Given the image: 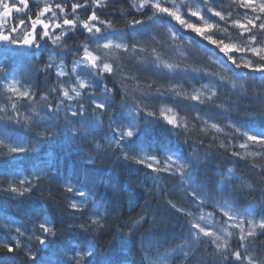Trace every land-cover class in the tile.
<instances>
[{
  "label": "snow or ice",
  "instance_id": "snow-or-ice-1",
  "mask_svg": "<svg viewBox=\"0 0 264 264\" xmlns=\"http://www.w3.org/2000/svg\"><path fill=\"white\" fill-rule=\"evenodd\" d=\"M157 14L215 46L242 78ZM230 28L239 43L216 38ZM194 50L218 70L190 62ZM192 74L210 79L196 88ZM176 100L195 108L184 105L202 121L203 136L184 134L185 117L166 107L182 105ZM199 105L223 114L202 116ZM234 115L261 120L260 131ZM150 118L182 136L191 158L130 150L129 138ZM220 122L230 131L217 143L208 130L224 132ZM73 151L89 167L105 157L112 166L142 165L151 184L128 177L129 186L162 195L185 237L161 244L148 234L169 226L164 215L141 206L125 218L71 179L57 182L52 169ZM0 177V201L34 197L61 216L60 223L42 212L29 220L0 209V264H132L129 252L140 256L137 264H188L193 256V264H264V0H0ZM169 180L181 202L168 199ZM108 232L122 242L101 253Z\"/></svg>",
  "mask_w": 264,
  "mask_h": 264
},
{
  "label": "trees",
  "instance_id": "trees-1",
  "mask_svg": "<svg viewBox=\"0 0 264 264\" xmlns=\"http://www.w3.org/2000/svg\"><path fill=\"white\" fill-rule=\"evenodd\" d=\"M176 2L179 3V0H176ZM195 2L202 3V0H195ZM212 2L214 4H220L223 0H212ZM208 15L211 19H218L212 17L210 13H208ZM154 19H158L161 24L172 27L175 31L179 30V32L182 33L181 38L185 39V42L191 40L197 48L203 49L207 54L213 55L215 58L225 63L236 78H242V72L244 70L236 69L231 65L215 46L203 40L195 33L183 29L166 15L157 14ZM195 20L196 18H193V22H195ZM223 26L224 25H222V27ZM216 38L224 39L226 42L239 43L235 30H232L231 28L229 33L218 32ZM190 62H194L198 66H208L212 71L218 70L217 66L206 65V62L203 60L198 50L193 51ZM250 75H255V77L260 76L259 73ZM192 78L196 88H200L201 83H207L209 81L206 80L207 76H204L203 74H192ZM185 87L188 86L185 85ZM188 90L191 91L192 89L188 87ZM201 90L204 91V89ZM174 102L182 105L177 106L168 103L166 107L173 108L174 113H178L180 116L185 117L188 124V131L184 134L190 135L193 138L203 136L204 134L200 131V128L204 126L202 121H194V112L189 111L195 110V108L187 101L176 100ZM184 105L187 106L189 110H187ZM160 106L161 105H157V107ZM196 107L202 112V116L207 114L210 116H220L223 114L221 109L214 106L199 105ZM171 114L172 113H170V115ZM232 118L239 121L241 126L251 127L253 131H260L259 127H261L262 122L259 119L250 121L247 117L235 115ZM243 119H246L247 121L243 122ZM248 121L249 123L246 125ZM211 122L213 121L210 120L209 123ZM220 124L221 127L225 128L224 132L218 133L213 129L208 130V138L210 139L212 136H216L218 138L217 143L219 140L226 141V133L230 131L225 127L223 122H220ZM177 131L183 132V129H177ZM182 140L183 137L177 136L175 130H171V126L167 125L163 120L157 121L155 118H150L149 121L140 126L137 134L133 138H129L127 143L130 150L134 152L142 151L140 153L141 156L156 152L161 155V158H163L165 152H170L175 153L184 159H190L189 145L185 144ZM205 143L207 144V139L205 140ZM51 147L55 148L58 153L60 152L59 145H52ZM48 148L49 146L45 145L42 151L48 150ZM59 159L61 160V163L59 164L58 169L53 168L51 172V175L57 182H62L65 178L71 179L78 185V187L90 193L93 196L92 198H97L104 202L106 206L111 207L115 212L125 215V218H127L128 214L140 210L141 206L144 209H150L159 215H164L169 221V226L162 229H153L148 234L150 238L158 240L161 244H167L171 241L183 239L185 237L186 225H184L181 218L164 203V197L162 195L145 193L143 189L137 188L135 184H133L132 187L129 186L127 182L128 177L142 180L146 186L151 184V174L148 170L144 169L142 165L122 159L116 165L112 166L109 158L105 157L104 163H101L96 167H89L84 164L83 160L80 159V154L76 151L67 154L66 159H63L62 156H60ZM216 159H223V157L217 155ZM248 159L252 160L253 157H248ZM211 166L212 165H209V167ZM112 168H114V170H112ZM107 169H111V171H107ZM131 171L133 173H131ZM0 179H2V177H0ZM175 183L176 182L172 180L167 182V187L170 190L168 199H172L174 202H181L180 196L173 188ZM146 200H148L147 203L145 202ZM185 207H187V205H185ZM0 209L7 210L10 215L16 212L22 217L27 216L29 220L35 218L33 213L42 212L46 217L54 219L57 223L61 222V216L58 213L54 217L50 215L51 212L55 211L54 205L50 202L34 197H30L20 203L12 204L0 201ZM101 211H103V209H101ZM212 211L213 210L210 208L204 209L205 213ZM197 215H199V213H197ZM213 219L216 223L219 234L223 236V228L225 225L219 223L220 217L215 213L213 214ZM205 223H207V217ZM72 238L77 241L85 240V237L79 234H73ZM70 242L74 241L70 239ZM121 242L122 237L119 233L113 235L112 232H108L99 238L98 243L100 247L98 251L101 253L107 252ZM131 246L132 244L129 242V247ZM161 251H163V248ZM127 259L131 261L132 264H137V262L140 261V256L136 252H129L127 254ZM194 259L195 256L189 259L188 264H193Z\"/></svg>",
  "mask_w": 264,
  "mask_h": 264
},
{
  "label": "rangeland",
  "instance_id": "rangeland-1",
  "mask_svg": "<svg viewBox=\"0 0 264 264\" xmlns=\"http://www.w3.org/2000/svg\"><path fill=\"white\" fill-rule=\"evenodd\" d=\"M176 32L181 36V32H179V30H176ZM208 78V77H207ZM206 78V80H209V78L207 79ZM257 79H259L260 78V76L259 77H256ZM247 120L246 119H243V122H246ZM249 123V121L246 123V125ZM252 126V125H251ZM139 149H141V148H139ZM112 170H114V168H112ZM107 171H111V169H107ZM103 172V171H102ZM131 173H133L132 171H131ZM115 178H116V176H115Z\"/></svg>",
  "mask_w": 264,
  "mask_h": 264
},
{
  "label": "flooded vegetation",
  "instance_id": "flooded-vegetation-1",
  "mask_svg": "<svg viewBox=\"0 0 264 264\" xmlns=\"http://www.w3.org/2000/svg\"><path fill=\"white\" fill-rule=\"evenodd\" d=\"M42 51H43V49H42Z\"/></svg>",
  "mask_w": 264,
  "mask_h": 264
}]
</instances>
